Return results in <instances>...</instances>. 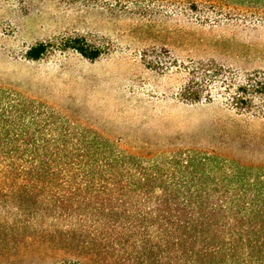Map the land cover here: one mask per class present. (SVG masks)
Here are the masks:
<instances>
[{
	"label": "trees",
	"instance_id": "16d2710c",
	"mask_svg": "<svg viewBox=\"0 0 264 264\" xmlns=\"http://www.w3.org/2000/svg\"><path fill=\"white\" fill-rule=\"evenodd\" d=\"M114 2L198 12L206 23L264 19V0ZM62 47L100 53L77 37ZM46 51L38 43L26 55ZM183 68L180 97L211 101L205 81L214 85L221 67ZM241 79H219L226 104L263 106L264 73ZM35 110L0 92V264H264V167L206 151H130L103 135L56 130Z\"/></svg>",
	"mask_w": 264,
	"mask_h": 264
},
{
	"label": "rangeland",
	"instance_id": "374dc122",
	"mask_svg": "<svg viewBox=\"0 0 264 264\" xmlns=\"http://www.w3.org/2000/svg\"><path fill=\"white\" fill-rule=\"evenodd\" d=\"M144 6L0 0V92L35 108L56 130L103 135L130 151H206L264 167V105L233 108L219 81L264 73V19L221 15L206 23L198 12L152 4L144 13ZM74 37L99 55L89 59L62 47ZM38 43L47 51L28 58ZM196 62L221 67L214 85L205 81L211 101L179 95L183 66Z\"/></svg>",
	"mask_w": 264,
	"mask_h": 264
}]
</instances>
